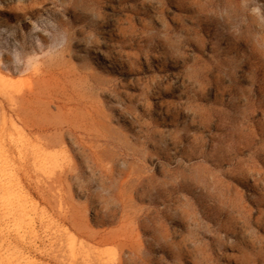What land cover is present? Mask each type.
Returning a JSON list of instances; mask_svg holds the SVG:
<instances>
[{
  "label": "rangeland",
  "instance_id": "374dc122",
  "mask_svg": "<svg viewBox=\"0 0 264 264\" xmlns=\"http://www.w3.org/2000/svg\"><path fill=\"white\" fill-rule=\"evenodd\" d=\"M0 264H264V0H0Z\"/></svg>",
  "mask_w": 264,
  "mask_h": 264
}]
</instances>
